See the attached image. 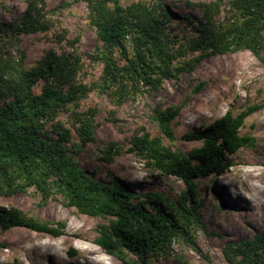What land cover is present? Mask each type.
Segmentation results:
<instances>
[{"label":"trees","instance_id":"obj_1","mask_svg":"<svg viewBox=\"0 0 264 264\" xmlns=\"http://www.w3.org/2000/svg\"><path fill=\"white\" fill-rule=\"evenodd\" d=\"M83 1L90 8V23L102 43L95 59L103 63V72L94 85L118 102L138 94L143 86L157 87L164 78L192 71L209 54L248 49L264 63V0H229V16L200 28L191 45L201 53L183 64H174L178 53L170 48L166 33L172 14L163 0L128 7L119 0ZM26 2L18 19L6 25L0 22V196L26 193L30 188L40 192L43 200L60 194L67 206L108 220L98 225L95 239L108 254L122 264H155L154 258L167 252L173 242L191 241L202 228L198 180L224 174L232 164L226 154L256 143L255 137L242 135L240 130L264 102L248 105L237 114L226 112L204 131L187 133L186 139L203 141L189 152L166 145L161 135L153 136L145 127L138 131L128 150L162 173L181 179L185 187L177 198L163 190L138 193L115 176L110 182L99 180L76 158L85 143L96 140L93 116L76 113L81 142L72 146L68 145L70 130L58 119L60 113L72 109L71 104L85 98L93 85L77 81L83 67L77 55L51 52L26 67L19 35L47 31L53 24L45 10L46 0ZM203 5L210 8L213 2ZM41 81L37 93L35 87ZM179 113V106L154 110V119L170 139L175 138L172 122ZM124 151L125 146L111 141L102 145L99 156L112 163ZM13 227L53 237L67 230L62 221L45 222L18 207L0 206V228ZM224 252L235 264H261L264 232L230 241Z\"/></svg>","mask_w":264,"mask_h":264},{"label":"rangeland","instance_id":"obj_2","mask_svg":"<svg viewBox=\"0 0 264 264\" xmlns=\"http://www.w3.org/2000/svg\"><path fill=\"white\" fill-rule=\"evenodd\" d=\"M119 1L128 7L152 0ZM209 2L213 5L204 7L203 3ZM163 3L172 14L166 33L170 48L178 53L174 64H183L201 53L191 45L199 37L200 28L229 16V0H163ZM26 7V0H0V22L6 25L18 19ZM45 10L53 22L49 30L19 35L25 65L30 68L51 52L81 57L83 67L77 81L93 85V89L71 104L70 111L60 113L58 119L70 130L68 145L72 146L81 142L76 113L88 112L93 116L96 140L85 143L76 158L99 180L110 182L115 176L138 193L163 190L177 198L185 187L181 179L162 173L128 150L138 131L145 127L153 136L161 135L166 145L189 152L203 141L186 139L187 133L204 131L226 112L237 114L248 105L264 102V63L248 49L204 56L192 71L164 78L157 87L143 86L138 94L118 102L94 85L103 72V63L95 59L102 43L90 23L87 3L46 0ZM12 54L19 56L15 50ZM42 86L41 81L35 87L37 93ZM170 106L180 107L172 122L174 139L164 135L153 117L156 108ZM240 133L255 137L256 143L226 154L225 159L232 164L224 174L198 180L203 200L202 228L195 231L191 241L173 242L167 252L154 258L155 264H235L225 256L226 244L264 232V107L246 118ZM111 141L125 146V151L107 163L99 153L102 145ZM0 206H15L42 221H62L67 226L66 233L59 237L25 227L0 228V264H122L95 242L98 225L108 220L67 206L60 194L43 200L40 192L30 188L26 193L0 196ZM71 251L76 253L72 255Z\"/></svg>","mask_w":264,"mask_h":264},{"label":"bare ground","instance_id":"obj_3","mask_svg":"<svg viewBox=\"0 0 264 264\" xmlns=\"http://www.w3.org/2000/svg\"><path fill=\"white\" fill-rule=\"evenodd\" d=\"M263 206H264V204H263ZM263 209H264V207H263ZM259 216H262V212L260 211V213H259Z\"/></svg>","mask_w":264,"mask_h":264}]
</instances>
